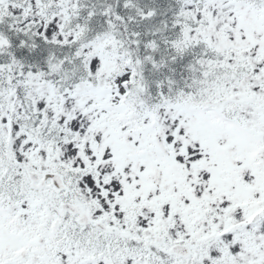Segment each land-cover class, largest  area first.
I'll list each match as a JSON object with an SVG mask.
<instances>
[{
  "label": "snow or ice",
  "instance_id": "6c2138e0",
  "mask_svg": "<svg viewBox=\"0 0 264 264\" xmlns=\"http://www.w3.org/2000/svg\"><path fill=\"white\" fill-rule=\"evenodd\" d=\"M0 264H264V0H0Z\"/></svg>",
  "mask_w": 264,
  "mask_h": 264
}]
</instances>
